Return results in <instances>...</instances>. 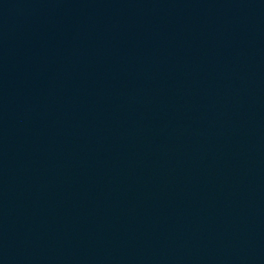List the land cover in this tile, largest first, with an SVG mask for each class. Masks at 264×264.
Listing matches in <instances>:
<instances>
[{
  "label": "water",
  "instance_id": "water-1",
  "mask_svg": "<svg viewBox=\"0 0 264 264\" xmlns=\"http://www.w3.org/2000/svg\"><path fill=\"white\" fill-rule=\"evenodd\" d=\"M0 264H264V0H0Z\"/></svg>",
  "mask_w": 264,
  "mask_h": 264
}]
</instances>
